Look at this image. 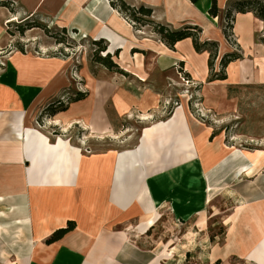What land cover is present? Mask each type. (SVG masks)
<instances>
[{
  "label": "crops",
  "instance_id": "crops-1",
  "mask_svg": "<svg viewBox=\"0 0 264 264\" xmlns=\"http://www.w3.org/2000/svg\"><path fill=\"white\" fill-rule=\"evenodd\" d=\"M17 1L23 16L61 12L82 33L74 23L83 9L75 14L74 0ZM141 1L157 23L171 30L198 27L201 43L219 45V58L234 51L219 27L231 0H216V18L209 15L211 0ZM113 11L92 13L87 37L95 39L93 33L106 27L131 50L137 33ZM233 32L245 58L229 65L225 81L201 87L205 111L225 117L239 115L242 93L264 86V45L257 41L264 21L252 12L236 13ZM103 40L109 48L111 40ZM156 47V52L149 48L158 54L155 74L175 81L178 93L183 85L175 72L169 74L178 63L194 82L206 81L208 55L197 53L191 38L172 51L161 43ZM0 54V264H173L169 249L146 248L143 242L161 222L163 210L175 223L196 220L197 227L203 226L201 216L215 192L209 168L214 179L230 174L227 188L236 200L224 219V245L211 252V264H264V151L228 147V130L197 119L181 94L180 107L165 116L169 96L153 88L154 73L104 72L86 83L87 92L80 93L84 99L57 108L58 101L74 99L68 61ZM238 138L240 133L234 134ZM256 139L264 143V135ZM165 140L170 148L151 152V145ZM121 152L132 156L120 157ZM70 223L72 231L47 243Z\"/></svg>",
  "mask_w": 264,
  "mask_h": 264
},
{
  "label": "rangeland",
  "instance_id": "rangeland-1",
  "mask_svg": "<svg viewBox=\"0 0 264 264\" xmlns=\"http://www.w3.org/2000/svg\"><path fill=\"white\" fill-rule=\"evenodd\" d=\"M1 1L12 2L10 5L11 8L0 7V28L3 30L2 42L4 43L3 50L8 53H33L43 58H56L68 61L70 64L68 69L70 81L69 91H73L74 98L80 93L85 94L88 90L86 83L89 84L92 81H96L102 73L119 74L121 71H126L123 65L118 62V58H121V54L124 50H117L113 53H109L111 61L117 65L116 68H107L104 64L97 62L95 55L96 51L99 50V46L94 44L96 39L84 36L83 29L80 27L79 23L74 24L81 28L82 33L73 30L71 25L66 21L67 17L65 14H61V12H50L48 13L50 16L44 14L23 16V7L17 0ZM123 1L131 7L138 8L142 5L149 7L148 5L142 4L141 0ZM253 1L256 2L258 0H231L227 3L225 15L221 16L219 27L223 28L226 39L233 47L234 51L232 53L223 54L219 58L218 45L217 55L213 60L212 66H209V60L213 51L207 49L202 52L208 55V75L204 83L194 82L189 75L190 73L185 69L184 63H178L176 67H174L175 71L172 69L169 70L170 72L168 70L166 71V73L169 72V74L173 72L177 74L178 80L183 85L181 87L183 90L179 93L175 81L155 74L156 70L154 68L157 63L158 54L151 52L149 48H154L156 52V43L160 45L162 42L161 44L166 47L168 45L161 39L160 35L154 32V27L152 25L143 24L144 22L137 24L132 22L129 16L121 11L119 2L116 0H100L99 7L97 8V15H99V10L106 12L109 11V7H111L119 12L118 14L121 18L133 27L134 31L137 33V41L131 45L133 49L129 50V56L133 63H137L138 60L141 62L139 64L140 66L138 65V72L154 73V77H156L157 80H155L156 83L152 85L153 88L159 93L169 96L165 116L171 115L175 108L180 107L181 102L178 101L177 96L181 94V97L183 96L186 98L185 102L190 104L193 115L197 119L203 123H210L222 131L228 130V147L253 152L258 150L264 151L262 139H256L258 136L264 135V86H252L249 92L246 94L242 93L239 115L236 117H225L215 115L209 110L205 111L203 96L201 94V87L210 82L225 81L227 79L226 74L229 65L245 58L234 36L233 25L238 4L243 3L247 6V3ZM260 1L264 3V0ZM92 2H98V0H85L82 1L81 5L74 0V13L76 14L78 9L86 10ZM211 6L212 0L210 8ZM6 9L9 13L7 12L8 14H6V17H3L1 13ZM230 10L232 11V17L231 20L228 21L227 12ZM148 20L157 23L153 17L148 18ZM229 23L232 26L231 29H227ZM200 35L201 33L198 35L199 40ZM257 41L264 45V32L257 35ZM105 45H107L108 48L107 41H105L102 46ZM167 48L174 50L169 46ZM107 53L108 51L105 53L100 52L99 55L100 57H105ZM233 53L237 54L240 58L229 63L227 66H223L222 60ZM136 55H138V59H136ZM1 56L0 54V58ZM3 66L4 61L0 59V68ZM216 76H225L226 79H216ZM88 78H90L89 82ZM150 80L152 81V78ZM148 85H151V82H149ZM162 104H166V102ZM236 133H240L241 138L235 140L234 134ZM108 147L109 146L106 145V149H108ZM155 152L157 151L155 150ZM213 170L214 169L211 168L208 169L207 179L209 185H211V183L214 184L215 192L208 211L201 216L205 222L203 226L197 227L195 224L196 220L189 224L175 223L171 220L169 212L163 210L161 213V222L155 227V230L150 233L149 238L143 242L144 247L151 248L159 246L167 251L169 249L170 254H172L170 260L173 264L185 257L186 260L182 264L212 263L213 257L211 252L213 253L215 247L220 248L224 245L227 233L226 221H224V219L236 202L235 194L229 193L227 188V186L232 183L229 179L230 174H227L226 178L214 179L212 175ZM211 180L213 182H211ZM173 256L176 258H173ZM220 262L221 260H219L217 264H220Z\"/></svg>",
  "mask_w": 264,
  "mask_h": 264
},
{
  "label": "trees",
  "instance_id": "trees-1",
  "mask_svg": "<svg viewBox=\"0 0 264 264\" xmlns=\"http://www.w3.org/2000/svg\"><path fill=\"white\" fill-rule=\"evenodd\" d=\"M119 2V8L121 11L129 16V19L134 22V23H143V24H148L152 25L154 27V32L158 35L161 36V39L171 48L174 49V46L185 39L191 38L193 40V45L194 49L197 53H202L206 51L207 49L213 51V54L210 56L209 60V66H212L213 60L217 55V50H218V44L216 42H200L199 40V33L202 31L198 27H185L182 30H171L169 27L166 25L160 24V23H155L152 20H148V18L152 17L153 10L151 8H148L144 5L136 8V7H131L126 4L125 1L123 0H116ZM193 4H196L199 0H190ZM12 2L9 1H1L0 0V7H6V8H11L10 5ZM13 11V10H12ZM237 13H248V12H253L260 20L264 21V3L260 0L258 1H253L247 3V6L242 4H238L237 6ZM219 10L217 8V2L216 0H212V6L209 10V15L211 17L216 18L218 16ZM232 17V11L227 12V20L230 21ZM232 26L230 23L228 24L227 29H231ZM105 43L104 40H99L95 41L94 44L99 46V50L96 51L95 58L97 59V62H100L101 64H104L107 68H116V64H114L111 61V56L109 53L105 57H100L99 53L100 52H107L108 48L107 45L102 46ZM136 52V51H135ZM240 57L237 54H230L227 57H225L222 60V65L227 66L229 63L238 60ZM121 73H124L121 71ZM216 79H226L225 76H216ZM84 95L78 94L74 99H67L66 101H58L55 103V106H58L57 108L66 105L65 102L67 103H72L73 101H80L84 99ZM75 228L74 223H70L69 226L65 229L58 230L53 234V236L47 241V243H53L59 239H61L65 234L68 232L72 231Z\"/></svg>",
  "mask_w": 264,
  "mask_h": 264
},
{
  "label": "bare ground",
  "instance_id": "bare-ground-1",
  "mask_svg": "<svg viewBox=\"0 0 264 264\" xmlns=\"http://www.w3.org/2000/svg\"><path fill=\"white\" fill-rule=\"evenodd\" d=\"M99 2L100 0H98V2H92L90 4V6L86 9L83 10V12L81 13V15L79 16L78 20H76L75 23H79L80 27L83 29L84 32V36H89L90 34L88 33L91 24L94 20L92 13L97 15V8L99 7ZM202 5V4H201ZM113 9V8H112ZM109 10H111V7H109ZM114 10V9H113ZM116 12V11H113ZM117 13V12H116ZM115 13V14H116ZM119 13V12H118ZM99 14V12H98ZM208 14V13H207ZM117 16V15H115ZM214 19V18H213ZM96 20V19H95ZM93 36L96 40H103L105 38L110 39L111 40V46H109V50L111 53L117 51V47L118 46H124L123 47V52L121 54V58H118V62H120V64L123 65V68L127 71L130 72L132 74H136L138 73V69H139V64L141 63L139 60L137 61V63H133L131 61V57L129 56V49L130 46L126 45L127 43L119 38L118 35L113 34L109 31V29H107L106 27L102 30V27H100L98 30H96L95 33H93ZM103 37V38H102ZM162 43V42H161ZM168 47V46H167ZM119 48V47H118ZM170 50V49H169ZM172 51V50H171ZM175 52V51H174ZM136 59H138V55L135 56ZM223 58V57H222ZM133 59V58H132ZM139 65V66H138ZM186 100V98H185ZM190 100V99H189ZM189 103V102H188ZM99 104V103H98ZM189 109V108H188ZM97 110V109H96ZM103 119V118H102ZM100 120V119H99ZM148 120V119H147ZM87 127V126H86ZM104 134V133H103ZM212 135V134H211ZM225 135V134H224ZM170 140H165V141H160L157 144L151 145V152H153L154 154L159 151L161 149H164L165 147L170 148L172 143L169 142ZM225 141V140H224ZM177 143H181L184 144L183 140H178L176 141ZM185 144H187V142H185ZM155 150H157V152H155ZM231 151H235V149H230ZM125 152V151H124ZM258 152V151H257ZM122 153V152H121ZM242 153V151H241ZM243 154V153H242ZM132 156V153H122L120 155V157H125V156ZM244 155V154H243ZM77 170V169H76Z\"/></svg>",
  "mask_w": 264,
  "mask_h": 264
},
{
  "label": "water",
  "instance_id": "water-1",
  "mask_svg": "<svg viewBox=\"0 0 264 264\" xmlns=\"http://www.w3.org/2000/svg\"><path fill=\"white\" fill-rule=\"evenodd\" d=\"M95 41H97V40H95ZM107 51H108V53H111L109 49Z\"/></svg>",
  "mask_w": 264,
  "mask_h": 264
}]
</instances>
